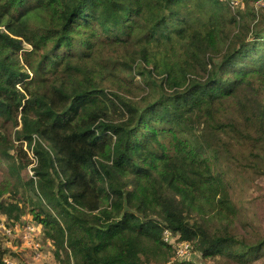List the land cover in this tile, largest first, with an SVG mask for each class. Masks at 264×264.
Listing matches in <instances>:
<instances>
[{
  "label": "trees",
  "instance_id": "obj_1",
  "mask_svg": "<svg viewBox=\"0 0 264 264\" xmlns=\"http://www.w3.org/2000/svg\"><path fill=\"white\" fill-rule=\"evenodd\" d=\"M257 1L0 0V222L42 228L53 264L263 258L237 194L264 177ZM55 127L91 148L79 164L94 210L66 193L43 135ZM1 242L6 264L21 251ZM178 242L203 262L178 258Z\"/></svg>",
  "mask_w": 264,
  "mask_h": 264
},
{
  "label": "rangeland",
  "instance_id": "obj_2",
  "mask_svg": "<svg viewBox=\"0 0 264 264\" xmlns=\"http://www.w3.org/2000/svg\"><path fill=\"white\" fill-rule=\"evenodd\" d=\"M33 79L34 77L32 78L29 86L31 90L36 92L47 91L46 86H49L48 82H46L45 85H40L34 83L36 80ZM136 79L138 80V77H136ZM49 96L56 108H60L65 104V101L60 96H58V94L53 92ZM43 135L47 141H49L51 145L58 150L60 154L59 158H65L63 161L57 159L56 165L60 175L64 180L65 190L69 198H71L72 202L79 207L94 210L97 205L95 198L92 196V185L85 181L84 176L80 172L81 166L79 164L80 162L84 161L85 158H92L93 154L91 148H88L85 140L77 139L73 132L70 129H66L65 127L50 128L47 131H43ZM79 148H81L85 154L82 155L79 152ZM26 172L28 175H30L29 169L26 168ZM21 174L23 177H25V170H23ZM237 194L239 196V202L243 206L245 217H247L248 221L253 223L255 227L264 233V177L259 178L252 183L244 184ZM5 198L3 199L4 201H9L10 199L9 197L8 199ZM28 209L30 208L26 207V213L22 216L23 218L21 221H26L31 218V214L28 212ZM0 223L4 224L2 222ZM38 230L39 233L37 232V235L34 237V239L42 246V257L39 260H34L33 251L25 249L18 253L16 257V264H42L45 260L47 264L54 263L52 245L45 236L43 229L38 228ZM1 241L2 239L0 238V248L2 247ZM194 256L195 255H192L190 252L186 258L197 260V262H203ZM64 258H66L65 255ZM201 264H204V262ZM254 264H264V257L257 260Z\"/></svg>",
  "mask_w": 264,
  "mask_h": 264
},
{
  "label": "built area",
  "instance_id": "obj_3",
  "mask_svg": "<svg viewBox=\"0 0 264 264\" xmlns=\"http://www.w3.org/2000/svg\"><path fill=\"white\" fill-rule=\"evenodd\" d=\"M231 10H235L237 7L242 5L244 0H225ZM264 2V0H258L256 4ZM39 233V230L35 224L14 222L12 224H1L0 223V238L5 242L11 249H19L23 251L25 249L32 250L34 253L33 259L39 260L42 257V246L38 243L34 237ZM163 240L171 243V233L165 231L163 233ZM2 247H4L2 245ZM176 256L178 258H186L190 253V245L187 242H178L175 245ZM17 257V256H16ZM11 257L9 254L3 259L6 264H16L17 259ZM144 264H154L147 262ZM168 264V263H164Z\"/></svg>",
  "mask_w": 264,
  "mask_h": 264
}]
</instances>
